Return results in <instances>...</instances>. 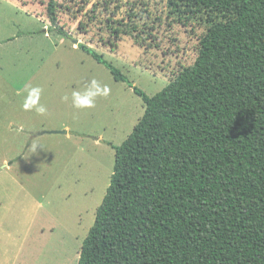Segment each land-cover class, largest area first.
I'll return each instance as SVG.
<instances>
[{
	"label": "rangeland",
	"instance_id": "374dc122",
	"mask_svg": "<svg viewBox=\"0 0 264 264\" xmlns=\"http://www.w3.org/2000/svg\"><path fill=\"white\" fill-rule=\"evenodd\" d=\"M50 1L0 0V264L78 263L114 147L144 114L133 88L152 97L192 66L214 19L170 0H52L53 22ZM92 79L110 88L94 107L62 100ZM27 86L43 88L46 115L23 110Z\"/></svg>",
	"mask_w": 264,
	"mask_h": 264
},
{
	"label": "trees",
	"instance_id": "16d2710c",
	"mask_svg": "<svg viewBox=\"0 0 264 264\" xmlns=\"http://www.w3.org/2000/svg\"><path fill=\"white\" fill-rule=\"evenodd\" d=\"M170 3L214 19L192 66L152 97L133 88L144 114L77 264H264V0Z\"/></svg>",
	"mask_w": 264,
	"mask_h": 264
},
{
	"label": "clouds",
	"instance_id": "9594fccd",
	"mask_svg": "<svg viewBox=\"0 0 264 264\" xmlns=\"http://www.w3.org/2000/svg\"><path fill=\"white\" fill-rule=\"evenodd\" d=\"M26 96L22 104L23 110H34L38 115H46L48 109L46 105L40 103L43 88L40 86H27ZM110 94V88L107 85H102L98 80L92 79L86 84L83 89H73L70 97L65 95L62 100L68 101L70 99L71 105L75 109H88L95 106L98 97H106ZM38 146H43L39 142H33L30 149L36 151Z\"/></svg>",
	"mask_w": 264,
	"mask_h": 264
},
{
	"label": "water",
	"instance_id": "95a60500",
	"mask_svg": "<svg viewBox=\"0 0 264 264\" xmlns=\"http://www.w3.org/2000/svg\"><path fill=\"white\" fill-rule=\"evenodd\" d=\"M50 133H65V132H50Z\"/></svg>",
	"mask_w": 264,
	"mask_h": 264
}]
</instances>
